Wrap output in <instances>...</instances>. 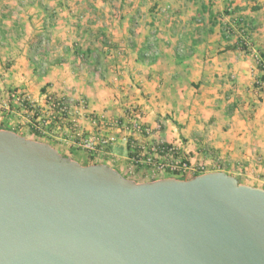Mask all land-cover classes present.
<instances>
[{"label": "crops", "instance_id": "crops-1", "mask_svg": "<svg viewBox=\"0 0 264 264\" xmlns=\"http://www.w3.org/2000/svg\"><path fill=\"white\" fill-rule=\"evenodd\" d=\"M212 3L213 0H38L34 5L42 8L33 9L30 20L3 5L0 25L6 28L2 31L4 39L13 36L17 42L27 29L32 36L50 32L45 35L50 43L62 46L64 52L59 55L50 49L54 60L41 87L45 86L50 96L86 100L87 112L105 119H119L128 105L138 106L148 127L154 129L158 123L163 127L150 137L133 135L137 142L179 141L191 163L213 169L210 173L231 176L239 185L264 190V88L262 93L253 90L262 72L254 51L232 50L229 46L234 42L223 37L218 23L213 26L216 16ZM215 3L219 8L216 0ZM168 4L177 12L164 22L165 27H176L181 20L182 27L191 29L185 37L164 39L168 48L158 49L160 39L148 38V28L157 27L153 13L168 8ZM79 7V20L73 24L71 15ZM187 13L193 17H185ZM51 14L55 15L50 18ZM195 16H200L201 22ZM255 25L264 28L263 21ZM254 37V48L264 56V30L261 36ZM169 41L177 42L175 54ZM10 50L13 51L6 55L15 61L10 72L18 76V85L23 87L26 49ZM172 54L174 62L164 60ZM93 72L111 76L109 83L70 76ZM83 112L74 110L68 122L50 121L51 147L68 159L66 154L80 153L69 132L72 126L84 138L108 137L111 144L92 156V165H105L127 179L124 133L105 129L100 123L94 125Z\"/></svg>", "mask_w": 264, "mask_h": 264}, {"label": "water", "instance_id": "water-1", "mask_svg": "<svg viewBox=\"0 0 264 264\" xmlns=\"http://www.w3.org/2000/svg\"><path fill=\"white\" fill-rule=\"evenodd\" d=\"M0 264H264V190L135 183L0 130Z\"/></svg>", "mask_w": 264, "mask_h": 264}, {"label": "rangeland", "instance_id": "rangeland-1", "mask_svg": "<svg viewBox=\"0 0 264 264\" xmlns=\"http://www.w3.org/2000/svg\"><path fill=\"white\" fill-rule=\"evenodd\" d=\"M36 1L38 0H0V7L4 5V7H7L9 11L13 12V14H15L14 11H17V13L21 12L23 13L24 16L23 18L29 17L28 20H30V18L33 16H30L29 13H31L32 10L35 8H39V7L42 8V5L40 4H38V7L37 5H34ZM216 1L218 3V6L220 7L216 8L215 0H213L212 5L214 6V8L212 9V11L216 16L215 24L218 23L220 25V27L218 28L221 30L223 27L225 28L224 30L229 29V34L227 35L225 34L227 36V40L235 42L236 39L240 37V39L246 41L245 47L249 49L247 52L254 51L253 54L259 55L258 51L254 48L255 44L252 41V39L254 36H255L254 38H257L256 36H261L264 30L262 26L258 28V26L255 25L259 21L264 22V0H216ZM49 3H46L45 7H47ZM9 6L14 7L13 10L12 8H9ZM260 7L262 9L260 11L259 10L257 11L256 9L257 8L260 9ZM2 9L3 8H0V22L2 15H4ZM51 9L52 8L50 7V10ZM80 9L81 7L75 10L74 14L71 15L70 21H72L73 24L79 20L78 16L80 15ZM47 10L48 9L46 8L45 12ZM176 12L177 11L173 10L171 8V5H169L168 8L165 7L164 10L161 11L159 9L157 12L153 13L156 15L155 17L158 25L155 29L153 28V26H149L148 38H155L157 36L159 37L160 40L158 42V47H157L158 49L168 48L166 47L167 45L164 39L175 40V38L178 37V35H182L183 37H185V35L190 32L191 28L189 29V27L181 26L180 24L182 23L181 20L176 27L175 26L165 27L167 23L164 22L166 20L168 21L169 18L174 17V14ZM187 14L188 15L185 17L191 16V13H187ZM53 15L55 14H51L50 18H52ZM190 18H188L187 21H189ZM195 19L196 21H200V22L202 20L200 16L199 17L195 16ZM194 21L192 23L195 26V24L197 25V22L194 23ZM246 23L248 26L246 25ZM8 30L10 29L8 28ZM2 31H6V28L0 25V130L10 131L25 139L50 145V131H51L50 121L52 120L50 117V110L47 109L44 100L46 96L50 97V94L45 91V86L44 88L41 87L42 84L44 83V78L48 74L47 71H49V67L52 63V60H54V58L52 57L50 58V49L53 54L56 53L58 55L60 54V51L64 52V50L62 49L61 45L57 44V42L50 43V40H48L47 37L45 36V35H50L49 34L50 32L36 34L35 36L33 34L32 36V33L29 32L27 29H25L21 39L16 42L13 36L8 38L6 37L4 39L2 37L3 36ZM74 32L78 33V30L74 29ZM169 42L172 45L171 52L172 53L174 52L175 54V48L177 47V42L176 41H169ZM16 47H22L23 49H26L27 52L25 58L26 65H25L24 73L22 74V76L25 77V80H23L22 82V85H24L23 87H19L18 85L20 83L17 82L18 76L16 77L15 73L10 72L15 62L14 59L12 58V56L6 55L7 52L13 51L10 49H15ZM100 47L101 46L99 45V48ZM167 58H169V56ZM173 58L174 56L172 54V56L169 59H164V60L174 62L175 60ZM58 59L59 58H56V60ZM70 76L74 77V79L82 78V80L87 78L96 83L98 82L109 83L111 77L106 75V73L103 74V73H95V72L89 74L78 73ZM41 89H44V92H41ZM47 89L50 90V83L47 84ZM253 90L257 91V93L263 92V90H258V88H256L255 86ZM14 92L21 93V96H24L27 102L20 105L19 103L14 101L11 96V94ZM41 95L43 97L42 100L40 97ZM58 98H62L64 100L69 99L66 98V96L63 97L59 96ZM87 107L89 108L88 102H87ZM89 114H92L91 117H97L96 115L93 114V112H90V110H89ZM70 131L71 130H69V132ZM70 134L72 135L71 132ZM57 148L59 149V147ZM66 156H69L71 160H75L82 166H89L92 165L93 162H95L89 153L82 150L80 153H73L72 155L68 153L66 154ZM188 161L190 162V160ZM191 164L196 165V167L199 166L203 167L204 171L206 172L205 174H208L210 173L208 171L213 170L202 164H193V163ZM126 166L128 168V172L126 175L127 180L135 183H147V182L171 179V177L167 174H162V175L157 173L152 174L143 167H134L129 162V160L127 161Z\"/></svg>", "mask_w": 264, "mask_h": 264}, {"label": "built area", "instance_id": "built-area-1", "mask_svg": "<svg viewBox=\"0 0 264 264\" xmlns=\"http://www.w3.org/2000/svg\"><path fill=\"white\" fill-rule=\"evenodd\" d=\"M258 65L264 69V57L256 55ZM258 90H263L264 80H256L255 85ZM14 101L20 105L26 103L21 93L11 94ZM45 105L50 110V117L53 121L68 122L71 116H74V110L85 111L84 114L90 117L91 122L98 126L100 123L105 129L119 130L124 133V142L128 148V160L134 167H143L152 174H167L171 179L188 180L205 174L203 167L192 165L181 148V143H166L161 139L156 141L139 143L133 135L150 137L162 130V124L158 123L154 129L146 125L143 118V111L135 105H128L121 118L105 119L100 117H91L87 112V103L83 99H62L58 97H45ZM70 132L75 136L76 146L89 153L91 156L96 154L99 149L105 148L111 144V139L99 135L97 137H82L79 129L75 126L70 128Z\"/></svg>", "mask_w": 264, "mask_h": 264}, {"label": "trees", "instance_id": "trees-1", "mask_svg": "<svg viewBox=\"0 0 264 264\" xmlns=\"http://www.w3.org/2000/svg\"><path fill=\"white\" fill-rule=\"evenodd\" d=\"M259 8H257L256 10H258ZM213 26L215 25V22H212ZM247 25V23H246ZM248 26V25H247ZM225 28L223 27L222 28V35L225 39H227V34H229V29H226L224 30ZM226 34V35H225ZM249 39V38H247ZM246 46V41L240 39V37H238L236 39V41L234 42V44L232 46H229L230 48H232V50H240V51H243V52H247L249 49ZM261 57H264L263 55H260ZM140 60H143V59H140ZM259 69L261 70L262 72V75L260 77L261 80H264V69L262 68L261 65H258ZM41 92H44V89H41ZM234 107V106H233ZM233 107H231V109H233ZM128 149V148H127Z\"/></svg>", "mask_w": 264, "mask_h": 264}]
</instances>
